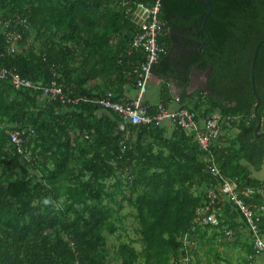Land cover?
Wrapping results in <instances>:
<instances>
[{"label": "trees", "instance_id": "16d2710c", "mask_svg": "<svg viewBox=\"0 0 264 264\" xmlns=\"http://www.w3.org/2000/svg\"><path fill=\"white\" fill-rule=\"evenodd\" d=\"M119 1L0 0V67L43 85L56 81L66 93L97 97L113 92L115 99L122 98L125 86L133 85L130 63L141 54L119 61L138 28ZM210 1L213 8L206 19L210 4L201 0H160L166 27L171 24L168 9L172 14L179 9L197 32L199 48L181 73L169 52L153 65V73L184 90L181 103L197 119L217 111L239 116L232 125L237 124V134L224 132L213 152L225 175L259 186L262 181L252 170L264 164V41L255 66L256 92L251 71L256 47L264 40V0ZM16 15L28 27L17 23ZM6 19H12L11 30L23 33L16 44H25L33 29L41 47L9 51ZM165 41L168 45V35ZM194 66H212L208 88L187 93ZM97 79L101 82L91 84ZM195 96L188 107L187 98ZM105 110L91 102L64 104L39 90L17 89L11 81L0 80V264H109L105 232L116 231L114 217L125 202L136 211L141 249L121 243L115 251L121 264H138L140 259L144 264L183 263L181 237L207 200V192L202 195L195 186L209 187L212 181L207 154L180 127L170 136L165 124L121 128L118 115ZM18 126L37 131L33 142L40 160L34 154L35 160H27L11 142L7 130ZM74 129L88 138L80 140ZM76 148L84 158L79 169L71 164ZM33 166L36 172H31ZM256 201L264 203V198L259 194ZM223 204L220 228L199 225L195 242L201 232L214 229L220 243L228 240L225 227L236 230L242 214L230 201ZM261 226L264 231V218ZM248 251V257L254 253L252 243ZM195 262L193 257L189 264Z\"/></svg>", "mask_w": 264, "mask_h": 264}, {"label": "built area", "instance_id": "2783aa9c", "mask_svg": "<svg viewBox=\"0 0 264 264\" xmlns=\"http://www.w3.org/2000/svg\"><path fill=\"white\" fill-rule=\"evenodd\" d=\"M119 5L134 24L137 31L119 61L124 63L123 58L141 54V58L130 63V75L133 78V86L136 96L133 98L122 97L115 99L113 92L103 96L90 97L88 95H75L66 93L61 85L53 81L50 85H43L21 76L16 71L0 67V80H9L17 89L31 88L43 92L50 99H59L64 104H78L80 102H91L99 104L106 110L115 112L122 121L132 125L161 126L170 122L177 127L194 135L200 148L207 154L206 171L211 175L212 181L207 190V200L196 210L194 222L182 237L185 246V257L182 264H189L192 256L195 240L194 233L199 225H212L220 228L222 214V203L230 201L240 211L251 235L254 253L249 255L250 259L264 254V231L261 226L264 218V203L256 201L259 194L264 198V183L259 186L243 184L238 178L225 175L217 162L213 152V145L220 138L226 128H229L239 119V116L219 111L207 116L203 120L197 119V114L181 103L177 95L170 102L160 101L155 105L146 103L145 96L148 85L153 76V65L159 58L168 52L165 41L167 27L160 17V0L154 4H147L138 0H120ZM16 22L28 27L25 19L16 15ZM12 19L3 20V26L7 28L6 36L9 43V51L16 50V42L23 37L22 32L11 30ZM176 103L178 106L173 107ZM124 128V126H120ZM11 142L17 147L19 153L29 160L36 159L28 150L27 143L35 132L33 127H14L7 130ZM129 135V134H128ZM126 148L123 145V150ZM128 170V169H127ZM131 176L129 175V178ZM235 228L225 227L223 229L224 239L235 238Z\"/></svg>", "mask_w": 264, "mask_h": 264}, {"label": "rangeland", "instance_id": "374dc122", "mask_svg": "<svg viewBox=\"0 0 264 264\" xmlns=\"http://www.w3.org/2000/svg\"><path fill=\"white\" fill-rule=\"evenodd\" d=\"M36 32L32 29L28 40L25 44H16L15 48L16 50L26 49L30 46H33L35 49H39L41 46V42L36 39L35 37ZM101 82L99 79L91 81V84ZM159 87H157V90L155 89L151 90L153 93H151L152 98L154 101H157V99L161 98V91H159ZM40 102H44L40 99ZM194 102L191 103L188 107H193ZM70 111L69 108H63L62 112ZM102 112V111H101ZM106 114H110V111H103ZM117 122L119 126H128L129 124H125L122 119L119 116H116ZM5 124H1V126H4ZM237 126V124H235ZM236 126L230 127L227 131L229 136H235L238 132V128ZM29 127V126H28ZM34 128V127H33ZM8 128L5 129V131ZM35 129V128H34ZM0 131H2L0 129ZM73 132L80 137V140L87 139V135L82 133L79 129H74ZM223 132V133H224ZM1 133V132H0ZM5 134L7 132H4ZM3 133V134H4ZM37 138V131L32 134L31 138L28 142V150L32 152L37 158L40 160L41 155L39 153V149H34V142L33 140ZM47 145V144H46ZM45 145V146H46ZM82 150L79 148L74 149L71 164L73 168L79 169L80 165L84 162L83 154L81 153ZM39 162V161H38ZM37 162V163H38ZM242 162H245L244 160ZM37 163H35V166H38ZM246 163V162H245ZM31 172H36V167L31 168ZM255 176L258 177H264V173L262 175L255 172ZM195 189L198 190V193H201L204 195V192H207L208 187L202 183L200 185H196ZM121 198V196H119ZM224 203V202H223ZM222 203V211L224 212L226 206ZM223 214V213H222ZM115 224H116V231L114 233L112 232H105L106 236V243L108 245L109 249V264H121V258L117 255L115 252L118 246L121 243H127L130 246H133L137 251L141 249V231H140V225L138 218L136 217V211L129 206L128 202H125L124 207L120 210L118 214L115 215ZM238 224L241 226L243 225L244 219L243 217L238 214ZM238 230L235 231V238L233 240H225L220 241V243H216L215 234L217 233L214 229L208 231L205 235H203V232H201V238L196 240L194 246L196 245L195 251L191 249L190 255L192 258L194 257L195 263L194 264H253L256 261V256L254 259H250L248 257L249 251L245 250L243 247L242 241H238L240 237V232L238 234ZM203 235V236H202ZM239 235V237H237ZM218 245V246H216ZM250 245V244H246ZM138 264H144L143 261L140 259L138 261Z\"/></svg>", "mask_w": 264, "mask_h": 264}, {"label": "flooded vegetation", "instance_id": "af4514ba", "mask_svg": "<svg viewBox=\"0 0 264 264\" xmlns=\"http://www.w3.org/2000/svg\"><path fill=\"white\" fill-rule=\"evenodd\" d=\"M201 2L203 4H210L209 13L206 16L207 19L213 8L212 3L210 0H201ZM168 11L171 23L167 26V35L169 36L168 52L171 56L170 60L174 63L177 72L181 73L182 70L188 66L199 48L198 42H195L197 32L186 24L179 9L174 10V14H172V12L170 13L169 9ZM194 69L202 70V73H199V71L194 72ZM211 71L212 66L207 70L199 69L194 66L190 71V78H193L191 81L197 86H208V78Z\"/></svg>", "mask_w": 264, "mask_h": 264}, {"label": "crops", "instance_id": "0c3cea01", "mask_svg": "<svg viewBox=\"0 0 264 264\" xmlns=\"http://www.w3.org/2000/svg\"><path fill=\"white\" fill-rule=\"evenodd\" d=\"M191 80L192 79L190 78V83H189V88L187 90V93H194L196 90L201 89V86L195 85L194 82ZM157 87H159L160 89L159 91H161V98L157 99V101H154L151 95V93L153 92L151 90L155 89L156 91ZM183 93H184V90L181 87H177V85L174 83V80L172 79L165 80L164 78L158 77L156 74H153L149 82V85H148V90L145 96V101L146 103H149V104H156L160 102L161 100H166V102L167 101L170 102L172 98H174L177 95L181 96ZM136 94H137L136 89L132 84H128L125 86V95H124L125 97L133 98L136 96ZM195 99H196V96L194 98H190V97L187 98V101H186L187 105L189 106L191 103L195 101ZM172 106L177 107L178 105L176 103H173ZM203 119L204 118H201L200 120H203ZM165 127H166V134H165L166 136L172 135L174 129L176 128V126L170 122H167L165 124ZM255 172L262 175L264 173V164L260 170H252V176L262 181V183H264V177L255 176ZM236 221L238 222L237 219ZM241 225L239 224L236 225L238 234L240 232L239 234L240 237L243 236L239 238L238 241H242L243 247L245 248V250H248V245L246 244H251L252 238H251V235L247 227L245 225L244 226H241ZM239 235L237 237H239ZM253 264H264V254L258 255V257H256V261Z\"/></svg>", "mask_w": 264, "mask_h": 264}, {"label": "water", "instance_id": "95a60500", "mask_svg": "<svg viewBox=\"0 0 264 264\" xmlns=\"http://www.w3.org/2000/svg\"><path fill=\"white\" fill-rule=\"evenodd\" d=\"M263 41H264V40H263ZM263 41L259 42V44L257 45L256 50H255V53H254V57H253V63H252L251 76H252V82H253V87H254V91H255V92L257 91V90H256V86H255V66H256V61H257V56H258L259 48H260L261 43H262ZM195 71H199V73H202V70L194 69V72H195ZM192 79H193V78H192ZM204 88L207 89L208 86H206V85L201 86V89H204ZM259 103H260V101L256 104V108H255V110H256V115H258V114H257V109H258ZM258 116H259V115H258ZM261 123H262V119L260 118V119H259V124H258L257 130H258L259 126L261 125Z\"/></svg>", "mask_w": 264, "mask_h": 264}, {"label": "bare ground", "instance_id": "6f19581e", "mask_svg": "<svg viewBox=\"0 0 264 264\" xmlns=\"http://www.w3.org/2000/svg\"><path fill=\"white\" fill-rule=\"evenodd\" d=\"M210 176V175H209Z\"/></svg>", "mask_w": 264, "mask_h": 264}]
</instances>
